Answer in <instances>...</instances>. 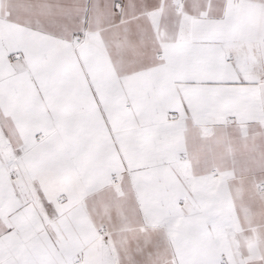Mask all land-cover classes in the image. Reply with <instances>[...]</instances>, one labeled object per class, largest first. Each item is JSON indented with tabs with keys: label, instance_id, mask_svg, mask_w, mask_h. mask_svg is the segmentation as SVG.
Masks as SVG:
<instances>
[{
	"label": "snow or ice",
	"instance_id": "6c2138e0",
	"mask_svg": "<svg viewBox=\"0 0 264 264\" xmlns=\"http://www.w3.org/2000/svg\"><path fill=\"white\" fill-rule=\"evenodd\" d=\"M0 264H264V0H0Z\"/></svg>",
	"mask_w": 264,
	"mask_h": 264
}]
</instances>
